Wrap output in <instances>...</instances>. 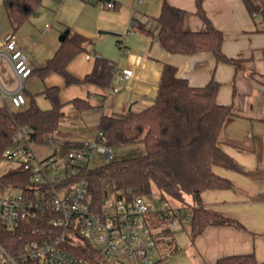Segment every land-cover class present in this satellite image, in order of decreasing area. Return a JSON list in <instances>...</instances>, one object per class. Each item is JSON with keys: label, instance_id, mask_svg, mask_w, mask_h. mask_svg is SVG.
I'll return each mask as SVG.
<instances>
[{"label": "crops", "instance_id": "1", "mask_svg": "<svg viewBox=\"0 0 264 264\" xmlns=\"http://www.w3.org/2000/svg\"><path fill=\"white\" fill-rule=\"evenodd\" d=\"M4 1L0 0V5ZM108 1L114 2V7H109ZM257 1L264 9V0ZM165 2L187 12L186 30L206 29V23L197 15L196 0H43L17 29L7 16V23L4 21L0 10V35L16 33L33 66V73L24 84L28 100L24 108L35 100L42 109H48L51 104L45 91L58 87L64 116L53 135L65 146L73 147L83 139L97 136L104 115L123 117L130 110L151 106L166 63L176 66L178 76L193 86L217 80L218 102L232 105L234 112L225 124L226 141L221 145L240 170L215 166V171L229 178L233 186L207 189L202 193V201L240 226L210 224L193 239L188 231L183 241L177 238L176 230L189 225L162 226L158 233V256L168 257V264H215L225 256L253 253L264 262V30L257 26L244 0H204L206 14L224 33V53L239 60L240 65L218 62L210 52L171 53L158 38L157 19ZM133 23L144 24L152 34L133 30ZM74 32L89 38L90 43L85 52L70 61L68 71L83 79L93 70L96 57L107 58L116 68L109 87L68 84L55 71L42 76L40 68L53 57L64 36ZM89 52L96 56L87 58ZM0 59L9 63L1 50ZM123 68L132 69L133 75L121 80ZM1 84L7 94L3 103L10 104V95L17 88L8 90ZM76 98L87 100L93 108L79 110L72 102ZM153 195L160 197L156 190Z\"/></svg>", "mask_w": 264, "mask_h": 264}, {"label": "trees", "instance_id": "2", "mask_svg": "<svg viewBox=\"0 0 264 264\" xmlns=\"http://www.w3.org/2000/svg\"><path fill=\"white\" fill-rule=\"evenodd\" d=\"M204 0H196L197 15L206 23L203 31L184 28L187 12L165 2L158 17L159 41L171 53H212L218 62L239 66V60L223 51L224 33L215 27L206 14ZM43 0H5L7 17L17 29L26 22ZM251 13L261 10L257 0H244ZM132 29L151 35L140 23ZM90 39L74 32L64 36L52 58L40 68L42 76L55 71L63 75L68 84L91 83L109 87L115 74V65L104 57H96L93 70L83 79L73 76L67 69L70 61L87 50ZM220 83L212 79L204 86H193L178 76L176 66L166 63L161 74L155 102L146 108L130 110L123 117L104 115L98 134L114 147L143 143L145 153L127 158L112 159L91 168L88 180L90 191L100 200L105 183L119 196L131 198L133 194L153 195L157 189L160 199L176 201L192 209L190 236L195 238L210 224H236L233 218L207 207L202 193L207 189H227L232 181L218 174L214 167L240 170L239 165L222 148L223 131L227 120L234 114L232 105L217 100ZM51 106L42 109L35 100L23 109H12L9 103L0 105V162L7 158L5 150L13 144L15 134L22 127L32 131L28 140L49 144L47 135L55 132L64 116V103L58 87L47 88ZM72 102L79 110L92 109L87 100L76 98ZM33 184L31 173L23 165L0 174V191L11 186ZM41 189H44L42 187ZM159 223V222H158ZM56 232L50 224L49 214L29 218L13 231H0V243L12 254L23 252L32 239ZM71 251L86 257L94 264H112L88 241L72 246ZM215 264H264L253 253L222 257Z\"/></svg>", "mask_w": 264, "mask_h": 264}, {"label": "built area", "instance_id": "3", "mask_svg": "<svg viewBox=\"0 0 264 264\" xmlns=\"http://www.w3.org/2000/svg\"><path fill=\"white\" fill-rule=\"evenodd\" d=\"M107 5L114 7V2L108 1ZM252 17L264 30V9L253 12ZM0 50L18 81L9 98L17 110L28 104L24 84L32 75L33 66L14 32L0 35ZM95 56V52L86 55L89 59ZM132 75V69L123 68L121 80ZM0 87L3 88L1 82ZM31 131L28 127L19 129L13 144L5 150L7 158L20 160L19 165L31 173L33 184H22L25 187L21 193H12L10 187L0 191V231L16 230L29 218L49 214L56 232L32 239L18 255L0 243V264H94L71 251L72 246L84 241L100 250L112 264L169 263L168 257L158 256L159 228L190 226V206L155 195L119 196L107 183L100 200H96L88 176L91 168L112 160V145L97 133L95 138L68 147L51 132L47 138L53 153L39 160L32 149L34 142L28 140ZM73 234L83 241L75 243Z\"/></svg>", "mask_w": 264, "mask_h": 264}, {"label": "rangeland", "instance_id": "4", "mask_svg": "<svg viewBox=\"0 0 264 264\" xmlns=\"http://www.w3.org/2000/svg\"><path fill=\"white\" fill-rule=\"evenodd\" d=\"M0 8H1L0 9L1 12L3 13L2 17H3L4 21L6 20L5 22L7 23V17H6L7 15H6V10H5L4 5L1 4ZM43 23H45V22H43ZM49 23H51V22H49ZM39 29H41V26H39ZM10 67L11 66L9 63H6L4 60L0 59V81L5 85L6 89L14 90L18 87V85H17V80H16L15 76L13 75ZM3 99H7V94L0 87V105L4 104ZM24 107L25 106H23L22 108H24ZM22 108H18V109H22ZM12 109L16 110V108H13V107H12ZM63 124H62V127H63ZM67 125H68V123H65V126H67ZM32 149H33V152L35 153L37 159L41 160V159L52 154L53 145L52 144L34 143L32 145ZM112 149H113V155H114L112 159H120V158H127V157L136 156V155H141V154H144L146 151L143 143H137V144H133V145L125 146V147H114V146H112ZM19 163H20V160H17V159H9V158L3 159L0 162V174L6 172L7 170H10V169L17 167L19 165ZM95 164H96V162H95ZM24 187H25V185L11 186L9 188V190L12 193L16 194V193H21L23 191ZM156 191H158V190L156 189ZM188 231H190L189 226H186V228H184V229L176 230L177 238L180 241H183L188 236V233H187ZM71 237H72V240L77 244H80L83 241V239L81 237H78L74 234Z\"/></svg>", "mask_w": 264, "mask_h": 264}]
</instances>
